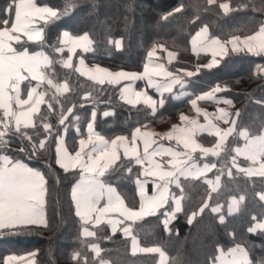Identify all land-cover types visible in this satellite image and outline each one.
Segmentation results:
<instances>
[{"label": "snow or ice", "instance_id": "obj_1", "mask_svg": "<svg viewBox=\"0 0 264 264\" xmlns=\"http://www.w3.org/2000/svg\"><path fill=\"white\" fill-rule=\"evenodd\" d=\"M125 7L131 11L134 6ZM189 9V22L197 25L191 37L197 62L174 71L169 65L174 68L173 61L179 62L178 53L160 40L147 48L142 70L87 63L84 54L95 52L97 41L90 31L63 22L81 12L98 17L99 0H63L59 5L52 0H5L0 6V236L63 224L66 191L68 211L79 224L80 247L71 253L74 264H114L104 258L99 243L112 240V235H98L109 226L112 234L119 231L131 238L134 254L158 253V264H188L179 253L169 258L159 243L141 246L134 231L153 217L171 233L178 214L191 224L206 212L226 226L246 206L254 177L261 183L254 195L264 202V115L258 114L257 128L245 125L247 102L234 107L225 91L232 87L227 82L187 90L198 73L221 64L230 51L264 56V0H181L162 19ZM213 9L229 18L238 10L252 15L238 28L213 34L202 19ZM107 39L116 49L125 48L124 36ZM159 50L167 53L165 62L153 59ZM201 53H211V58L200 63ZM253 74L264 81V63ZM73 76L83 87H71ZM180 97L188 100L194 114L180 111L175 122L166 120L171 101ZM200 101L212 104L213 110ZM256 102L264 107V96ZM153 121L169 126L157 129ZM204 133L214 143L203 142ZM241 176L243 186L237 179ZM199 181L206 187L199 203L189 208L191 189ZM129 186L131 199L125 194ZM233 186L236 194L226 204L214 200V193ZM261 208L259 214H250L246 232L264 235V203ZM225 230L233 243L227 251L217 243L212 264H264V243L254 258V242L230 227ZM39 251L26 253L29 264H38ZM19 259L8 255L0 261L14 264Z\"/></svg>", "mask_w": 264, "mask_h": 264}, {"label": "trees", "instance_id": "obj_2", "mask_svg": "<svg viewBox=\"0 0 264 264\" xmlns=\"http://www.w3.org/2000/svg\"><path fill=\"white\" fill-rule=\"evenodd\" d=\"M40 2V0H38ZM47 2V0H43ZM59 5L63 0H52ZM181 0H99L98 17L86 16L83 12L76 16L64 18V25L75 27L78 30L90 31L94 40L97 41L95 52L85 53V58L89 62L100 63L102 66L119 67L125 66L134 70H142V64L146 59V50L152 42L160 40L166 43L172 50L177 51V61L173 62L175 66L169 65L170 70H178L180 67L192 66L197 62L195 53L191 52V37L195 34L197 25L189 22V16L192 9L187 13L175 14L167 20L162 19V13L170 11ZM186 4H203L204 0H183ZM5 0H0V6ZM125 5H133L130 11ZM216 9L204 14L202 19L210 24V31L213 34H224L230 28H238L241 23L246 21L252 15L250 11H236L231 17L217 15ZM127 16L129 19L124 20ZM127 24V28H125ZM219 26V28H218ZM56 28L51 29L54 36ZM119 38L124 36V49H116L114 45L108 42L107 37ZM51 42V40L49 41ZM165 53L160 52L161 62H165ZM205 57L209 55H200L199 62L205 63ZM264 63V56L254 55L245 52H229V55L221 59V64L213 69H205L197 74L196 80L192 82V88L187 90H207L217 81L227 82L232 85L227 94L234 100V107L240 108L247 102L246 112L242 113L243 123L255 129L259 126V116L264 115V107L256 101L264 96V81L258 75H254L255 66ZM82 81H88V78L81 77ZM138 85L140 82L137 83ZM71 87H83L80 81L72 77ZM117 97H113L116 99ZM105 99V97H102ZM126 103V102H121ZM103 105H101V108ZM88 106H85V111ZM123 111H127L124 109ZM190 112V104L187 99L180 97L173 99L164 113L165 118L177 117L178 112ZM107 119L98 116V120ZM156 124L163 125L157 121ZM71 136V132H70ZM232 138L230 139V141ZM241 143V140L238 139ZM35 163V162H33ZM243 186L244 178L238 177ZM256 180L255 188H247L245 207L239 214H233L229 218L228 225H221L215 214L206 212L201 217H197L189 224L183 214H178L177 219L172 222L170 227L174 231L169 233L163 229L160 221L153 217H146L148 223L138 226L134 231L138 235L141 246H152L159 243L168 253L169 258H174L179 253L188 264H212V258L218 255L216 244L219 243L227 248L232 245L233 238L229 235L226 227L234 229L238 236L246 237L247 242L253 244V257L262 250L260 243H264V235L259 233H248L246 228L250 222V214H259L262 211L261 202L254 193L261 190L259 177ZM250 184V181H249ZM203 181L195 184L191 189L193 200L187 207H193L199 203L198 197L202 194L204 188ZM125 194L131 199V186L125 190ZM236 194L235 187L232 190L221 189L219 194H213L214 200L227 203L231 195ZM65 222L59 226L50 229H41L39 227L25 231L19 234H8L0 236V258L8 255L20 256L33 252L34 249L40 251L35 259L38 264H74L71 259L73 250L80 247L79 224L68 211V196L66 191L62 192ZM52 208L49 207V215ZM139 224V222H138ZM178 229V233L175 231ZM112 235V240H99L101 247L105 249L102 253L105 259H110L114 264H158V253H132L131 238L124 237L122 232L111 233L110 226L105 228L98 235ZM90 241L95 238H88ZM90 251V250H89ZM2 264V261H0Z\"/></svg>", "mask_w": 264, "mask_h": 264}, {"label": "crops", "instance_id": "obj_3", "mask_svg": "<svg viewBox=\"0 0 264 264\" xmlns=\"http://www.w3.org/2000/svg\"><path fill=\"white\" fill-rule=\"evenodd\" d=\"M79 51V50H78ZM202 54H204V55H209L210 56V58H211V53H201L200 55H202ZM165 58L167 59V53H165ZM209 58V59H210ZM154 60H160V58L159 57H154L153 58ZM161 61V60H160ZM86 62H87V60H86ZM174 62V61H173ZM88 63V62H87ZM138 82H140V84L142 85V81H137V83ZM230 84V83H229ZM226 91V90H225ZM221 93H218V95H220ZM198 103H200L201 104V106L202 107H207V108H209V110L211 111V110H213V105L212 104H208V103H205L204 101H200V102H198ZM220 106L221 107H223L224 106V104H223V102H221L220 103ZM42 108H43V106H42ZM186 114H194V111H190V112H185ZM201 119H202V117H201ZM171 120L173 121V122H175L176 120H177V117L176 118H171ZM153 124H155V126H156V128L157 129H163V128H166V127H168L169 125H167L166 123L165 124H163V125H159V124H156V123H154L153 122ZM202 135V137L204 138V141L203 142H205V143H214V138L213 137H211V136H209L207 133H204V134H201ZM229 139H231V137L229 138ZM240 140H241V143L243 142L242 141V138H239ZM213 159H215V158H213ZM244 158L243 157H241V160H243ZM215 170H213V172H214ZM208 175L209 176H211L212 175V173L210 172V173H208ZM149 191H151V186H149ZM17 257H19L20 259L19 260H17V261H15L14 262V264H29V257L26 255V254H24V255H20V256H17Z\"/></svg>", "mask_w": 264, "mask_h": 264}, {"label": "rangeland", "instance_id": "obj_4", "mask_svg": "<svg viewBox=\"0 0 264 264\" xmlns=\"http://www.w3.org/2000/svg\"><path fill=\"white\" fill-rule=\"evenodd\" d=\"M160 52L161 51H163V50H159ZM174 51V50H173ZM165 53V52H164ZM87 62L89 63V64H92L91 62H89L88 60H87ZM93 63H95V62H93ZM217 66V65H216ZM139 85H141V84H139ZM171 118H176V117H171Z\"/></svg>", "mask_w": 264, "mask_h": 264}]
</instances>
